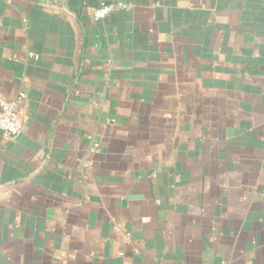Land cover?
I'll return each mask as SVG.
<instances>
[{
	"label": "crops",
	"instance_id": "crops-1",
	"mask_svg": "<svg viewBox=\"0 0 264 264\" xmlns=\"http://www.w3.org/2000/svg\"><path fill=\"white\" fill-rule=\"evenodd\" d=\"M0 99V264H264V0H0Z\"/></svg>",
	"mask_w": 264,
	"mask_h": 264
},
{
	"label": "built area",
	"instance_id": "built-area-1",
	"mask_svg": "<svg viewBox=\"0 0 264 264\" xmlns=\"http://www.w3.org/2000/svg\"><path fill=\"white\" fill-rule=\"evenodd\" d=\"M130 6V3L124 1L103 2L93 9L92 17L95 20H101L115 10H125ZM30 55L38 58V54L30 53ZM23 96L24 94L21 93L20 97ZM16 103L14 100L0 99V131L9 138L18 136L23 127L16 112Z\"/></svg>",
	"mask_w": 264,
	"mask_h": 264
}]
</instances>
